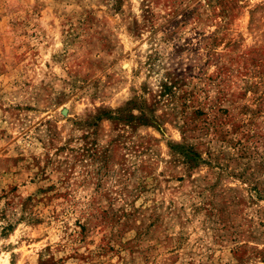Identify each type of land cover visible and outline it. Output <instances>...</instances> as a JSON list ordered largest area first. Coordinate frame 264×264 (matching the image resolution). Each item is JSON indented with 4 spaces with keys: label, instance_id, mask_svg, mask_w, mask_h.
Instances as JSON below:
<instances>
[{
    "label": "rangeland",
    "instance_id": "obj_1",
    "mask_svg": "<svg viewBox=\"0 0 264 264\" xmlns=\"http://www.w3.org/2000/svg\"><path fill=\"white\" fill-rule=\"evenodd\" d=\"M0 264H264V0H0Z\"/></svg>",
    "mask_w": 264,
    "mask_h": 264
}]
</instances>
